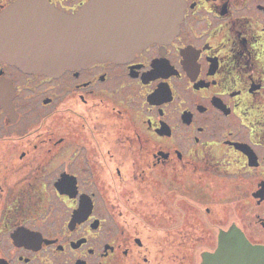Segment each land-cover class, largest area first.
Wrapping results in <instances>:
<instances>
[{
  "label": "flooded vegetation",
  "instance_id": "1",
  "mask_svg": "<svg viewBox=\"0 0 264 264\" xmlns=\"http://www.w3.org/2000/svg\"><path fill=\"white\" fill-rule=\"evenodd\" d=\"M231 227L264 244V0H183L122 62L0 60V264H201Z\"/></svg>",
  "mask_w": 264,
  "mask_h": 264
},
{
  "label": "water",
  "instance_id": "2",
  "mask_svg": "<svg viewBox=\"0 0 264 264\" xmlns=\"http://www.w3.org/2000/svg\"><path fill=\"white\" fill-rule=\"evenodd\" d=\"M183 0H90L66 14L45 0H17L0 13V60L57 75L98 61L122 62L174 34ZM201 264H264V244L240 229L219 235Z\"/></svg>",
  "mask_w": 264,
  "mask_h": 264
}]
</instances>
